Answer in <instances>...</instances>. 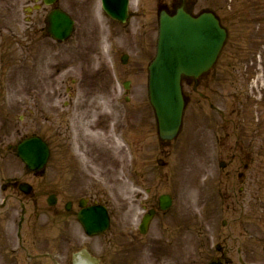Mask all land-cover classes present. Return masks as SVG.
Wrapping results in <instances>:
<instances>
[{
	"label": "rangeland",
	"instance_id": "374dc122",
	"mask_svg": "<svg viewBox=\"0 0 264 264\" xmlns=\"http://www.w3.org/2000/svg\"><path fill=\"white\" fill-rule=\"evenodd\" d=\"M35 1L0 0V206L6 203L3 209L0 208V215L8 212L11 218V222L0 223V226L12 231L14 237L10 239L14 240V246H18L15 233L23 217L21 228L23 233H27L25 236L39 234L41 238L39 242L36 236L37 241L29 254L34 252L42 257L53 252H49V247L52 244L51 233H55L56 264H71L67 258L69 253L83 247L99 256L105 251V260L118 264L115 261L118 256H122V261L129 260V256L122 253L121 244L130 243V233L126 230L129 224L134 227L142 216L141 204L147 198L146 189L151 188L154 193L169 192L175 198L176 207L167 217L172 224L179 213L180 219L176 222L180 228L175 234L177 243L174 253L166 256L161 252L154 254L155 250L148 249L146 242L137 240L139 248L145 251L136 254L135 264L200 263V256H197L201 251L199 248L206 244L208 247L205 249L211 248L208 243L214 239L223 242L233 217L226 211V193L219 194L220 190L217 193L220 187H217L215 178L219 161L226 159V119L218 118L211 107L225 101L230 80L220 73H234L230 68L247 70V73H237V85L249 79L251 90L264 91V5L258 19L257 11L248 7L244 0H212V5L231 31L230 46L224 51L218 69L220 76L212 81V87L200 88L199 95L190 91L188 86L185 88L190 101L184 130L178 141L168 145L158 139L155 116L148 99L147 73L144 71L147 61L155 54L156 30L152 32L153 40L149 45L145 41L147 32H140L134 55L126 66L120 64L123 81H131L126 98L125 91L114 82L107 67L108 59L100 58L102 51L98 37L92 38L91 43L77 40L59 45L45 34V18L50 8L35 11L27 22L26 8L33 7ZM207 1L210 0H202L203 3ZM60 2L58 7L64 10L79 7L77 0ZM94 30L98 33L101 29ZM253 35L263 40L251 41ZM145 46H149V50ZM137 60L141 64H136ZM141 69L144 73L139 72ZM214 85L222 89L218 91ZM88 106L103 115L99 116L101 122L97 125L100 132H89L87 139L81 122L92 119L91 110L85 111ZM73 118L77 121H71ZM89 126L96 130L91 123ZM78 130L80 133L77 134ZM124 130L135 143L136 159L132 161L128 149L119 141V132ZM32 136L44 138L52 150L43 174L28 172L15 152L8 149L10 144ZM79 139L84 140L86 151L91 148V139L105 144L103 152L101 148L98 152L103 156L100 165L92 167L86 163L88 154L86 158L80 156ZM159 159L165 160L164 167L157 164ZM261 168L260 171L264 172V167ZM17 179L33 184L42 207L45 206L34 221L29 208L26 212L21 210V202L13 196L15 193L11 189H2L4 184ZM133 182L140 186L135 187ZM53 192L58 195L56 209L62 216L57 218L55 229L49 226V211L52 213V209L46 202V196ZM261 192L264 193V175ZM83 197L110 210L113 227L103 239L104 247L101 239H87L80 225L62 214L70 200L74 201L76 212L78 201ZM10 206L16 209L11 212ZM121 233L128 234L122 237ZM239 240L247 242V238ZM258 246L260 249L262 244ZM242 249L244 253L245 247ZM22 253L25 254L24 251ZM245 253L249 262H257L261 256L257 248L251 251L250 258L249 251ZM26 259L24 255L23 261ZM51 260L31 259L23 264H52ZM132 263L129 260L125 264ZM202 264H205L203 259Z\"/></svg>",
	"mask_w": 264,
	"mask_h": 264
},
{
	"label": "flooded vegetation",
	"instance_id": "af4514ba",
	"mask_svg": "<svg viewBox=\"0 0 264 264\" xmlns=\"http://www.w3.org/2000/svg\"><path fill=\"white\" fill-rule=\"evenodd\" d=\"M156 1L159 7H164L169 11L186 8V6L190 3L192 4L191 8L193 9H196L199 6L197 0H147L144 4V8L146 9L147 7H151L152 5L149 4V2L152 3ZM85 3L88 7H94L96 6L97 1L85 0ZM131 18H134V16H131ZM146 26L152 28V22H147ZM229 101L231 105L227 110V156L230 157L229 161L231 164L229 167L228 175L233 176L237 173L236 163H239L238 160H240V158L246 159L243 162L249 163L251 157H259L264 154V114L263 112H260L256 118L252 117L250 119L248 107L244 103H240V94L238 93L236 94L235 92H232L229 96ZM248 163H245L246 168L249 167ZM237 175H241V171H239ZM242 177L247 184L248 176L244 175L243 173ZM254 178L255 175L252 176V179ZM252 182L254 181L252 180ZM230 188L231 187L228 186V199L231 198L230 194L232 193ZM229 203L230 202H228L227 204V211L229 212V214L234 216L236 215V212H238L240 206H238V203ZM152 207H154V205H152L150 208ZM52 217L54 223L59 216L57 214H54ZM244 217L245 216L238 218V220L231 226L226 245V254L228 258H230L231 254L236 250V243H238V240H235V233H240L242 236H244V233H246V230L248 228V225L245 223ZM128 226L129 229H127L126 231L129 230L130 234L128 235V237L130 243H127L128 241H126L122 243L121 246L123 247L124 252H128L130 254V257L132 258L130 260L133 262L132 264H135L136 261V248L138 246L140 247V244L137 243V240H143L144 242H146L147 245L145 246L150 250H166L167 247H175V233L180 228L179 225L171 228L168 224L166 215H163L161 213L157 215L155 221L151 224V227L146 235H141L139 233L137 225L136 229H132L131 224H129ZM6 233V230L0 229V264H22L21 259H23L24 256H20L19 251L23 249L22 246H24L25 240L28 241L30 248L35 245L37 241L36 236L39 237V242L41 240L39 234H37L36 236L34 234L33 237L30 235V237L26 238L27 233L24 232V234L22 228H19L15 233L18 247H15V243H13L14 240L10 239L11 237L13 239L14 236H8ZM121 234V236L124 237L128 233ZM52 237H55V234H53ZM53 241L55 243L56 239ZM126 246L129 249H127ZM261 247L264 248V241ZM54 249L55 246L53 245V250ZM238 251L241 252L242 249H238ZM105 258L106 254L104 251V253L100 256V259L103 263L107 262ZM119 259V257H116L115 259L118 264L122 263ZM34 260L37 259L34 258Z\"/></svg>",
	"mask_w": 264,
	"mask_h": 264
},
{
	"label": "bare ground",
	"instance_id": "6f19581e",
	"mask_svg": "<svg viewBox=\"0 0 264 264\" xmlns=\"http://www.w3.org/2000/svg\"><path fill=\"white\" fill-rule=\"evenodd\" d=\"M42 1L43 2H47L48 5L51 6L55 10V12H56V13H54L55 15L60 14L61 12H63V11L59 10L60 7H58V4H59V2L61 0H42ZM96 1L98 2V0H96ZM244 1H246L248 3V7H250L253 11H257L255 14H256V17L259 19L260 18L259 14L261 13V10H262L261 8L264 5V0H244ZM138 2H139V0H138ZM127 3H128L127 0H121L119 5H118V7L123 9V10H125L126 7H127ZM137 3H136V6L139 7V5ZM85 4H86L85 0H79L78 14L80 13V10H81L82 6H84ZM130 4L132 5V4H134V2L131 1ZM208 7L210 8V10L212 12H216V7H214L212 5V0H210ZM75 8H77V7L75 6ZM131 10H132L131 7L128 8L126 10L127 14H129L131 12ZM212 12H209V13L216 15L215 13H212ZM263 12H264V8H263ZM194 20H195V22L192 19H190L189 17H183L182 18V23L185 24L183 29L180 26L178 27L176 25L175 26L173 25L174 27H177V29L180 30L181 40H186L189 45L188 44L182 45L181 41L177 45V42H176L177 40L175 38H173L171 34H168L166 38L161 37L160 41H159L160 45H164L167 48H169L167 46L168 44H172L174 46L173 50L181 49L182 46L183 47L190 46L189 47V51L186 54L187 57L185 58V60H183L182 62H180L178 64L177 74L174 77L175 80H170L169 79L166 82V83L171 85V86L170 85H166V92H168V93L167 94H165L166 92L163 93V90H162L163 87H161L160 89L157 90V93L155 95V96H158L159 98L160 97H164V98L166 97L167 99H169V101H175V100L178 99L181 102V105L177 109V112H179L178 113V120H179L178 121V126H180V127L185 122L186 112H187L188 104H189V101H190L189 100L190 95L188 96V94L186 93V89L185 88L187 86H189L188 88L190 89V91L194 92L195 89H197V88H199L201 86L199 84V81H201L202 79H205V78H209V71L213 70V66L215 64L214 63L215 61H214V59L212 57V58H210L211 64L208 65V67H206V68L204 67L205 60L207 61V58L209 60V56H210V54L212 52V50H211L212 47L208 43L214 42L216 40V36H214V34L212 32H208V34H206V35L202 34V28H201L200 24L197 22V19L195 17H194ZM215 20L220 22L221 29L218 26H217V28L221 32H223V33L224 32H228V27L224 23V21L222 19V16L215 17ZM169 21H170V18L169 17H165L164 21H162V25H165L164 23H167V24H178L179 23V20L173 21L172 23H168ZM70 26H72V23L70 24ZM202 36H206L207 38H209L207 44H206V39H205L206 37H202ZM194 37H196V38L199 37V38L194 40ZM258 40L262 41L263 39L260 38V37L255 36V35H253L252 38H251V41H258ZM190 42H192V45L190 44ZM185 49H187V48H185ZM202 51H205V53L202 54ZM175 53H177V51H175L171 55V52L167 51V52H165L162 55V68L169 67L171 65V63H173L175 61V58L172 57ZM231 54H232V52H231ZM190 55H193V57H194L193 59L191 58V60L193 62L190 60ZM177 58H178V56H177ZM194 62H197L196 65H198V66L195 67L194 66L195 65ZM233 67H234V65H233ZM176 68H177V66H176ZM233 70H237V69H233ZM166 72H168V70H166ZM191 73H192V75H191ZM230 80H232V78ZM176 81H177V83L175 84ZM180 83H183L182 88H181ZM236 83H237V81H236ZM235 87H237V86H235ZM233 89H236V88H233ZM251 89L252 88L250 87L248 90H251ZM260 99H261L262 107L264 108V95H261ZM230 105H231L230 101L225 103V107L227 108L226 111L229 109ZM163 108H165V110H167L166 112L173 114V110L171 109L172 107H170V106L167 107L166 105H164ZM71 121H73V122L77 121V118H73V120H71ZM78 128H79V126H78ZM161 137H164V132L163 131L161 132ZM176 137H177L176 135L174 137H172L169 142H171V140H175ZM165 138H167V135H165ZM129 141L132 144V146L135 148V143L132 141L131 138H129ZM18 143H21V142H18ZM28 144L34 145V144H37V143L33 144V142H30ZM227 145H228L227 144V140H225L224 147H227ZM24 148H27V146L24 145ZM262 159L264 161V157ZM89 161L90 162H94L95 160L93 158H91V159H89ZM263 161H262V163H263ZM27 190H31V189H27ZM212 194L214 195L213 192H212ZM33 196L36 197V198L39 197L37 192L33 193ZM54 196H58V195L54 194L53 197ZM37 209L39 211H42L43 208H42V206H39ZM249 218L254 220V221H255V219H258V220H262L263 219L260 214H259V216L257 218L253 217V215H250ZM250 223H252L251 220H247L246 221V224L250 225ZM144 226L146 228L149 227L148 224H144ZM255 226H256V229H257L258 226L253 223L252 227L254 228ZM260 228H261L260 231L264 232V228L262 226ZM248 240L249 241L247 243V246L253 245V243H257V240H256L255 236L252 235V234L250 235ZM238 243H239V241H238ZM171 251H172V249L171 248L169 249V247H167L166 251H163V252L166 254V256L167 255L170 256L171 254L169 255V253H171ZM137 253H138V250H136V254ZM139 253H140V251H139ZM82 260H83V258H81V256L77 255L74 258V264H76V263L77 264H81ZM164 260H166V259H164ZM83 261H85V259ZM85 262H87L88 264H91L88 261H85Z\"/></svg>",
	"mask_w": 264,
	"mask_h": 264
},
{
	"label": "water",
	"instance_id": "95a60500",
	"mask_svg": "<svg viewBox=\"0 0 264 264\" xmlns=\"http://www.w3.org/2000/svg\"><path fill=\"white\" fill-rule=\"evenodd\" d=\"M174 26L172 25L171 27H165L164 38H166L168 34H172L173 32H176L175 35H172V37L177 40L176 42H177V45H178L180 43V41L182 42V40H181V38H179V33H178L179 29H177V27H174ZM211 29H213V33H215L214 35L216 36V40L214 42L208 43L212 47V49H211L212 52H211V54L209 56V60L207 58V61L205 60V62H204V67L205 68L208 67V65L211 63L210 58H212V57H213V59L215 58L216 53H218L219 50H220L221 42L223 41V34L217 28V24L216 23H213L212 26L210 25L208 29L204 30L202 28V34L206 35V34H208V32H212ZM202 37H206V36H202ZM197 38H199V37H197ZM197 38L194 37L195 40ZM205 39H206V44H207L209 38L206 37ZM190 44H192V42H190ZM169 49H167V51L171 52V55L175 51H177V53H175L172 56L173 58H175V61L173 63H171V65L169 67L162 68V58L160 59L159 65L157 66V71H160V73H156L155 79L153 78V80H152V97H153L152 99L156 103V105L160 106V107L159 106H157V107H159V109L162 112V116L160 118L162 120V129H163L164 135H168L169 134V136L170 135L173 136L175 134V132L177 131V128H178L177 126H178V121H179L178 120V113L179 112H177V109L181 105V102L177 98H176L177 100H175V101H169V99H167L166 97L165 98L164 97H160L159 98L158 96H155V95L157 93V90L160 89L161 87H163L162 88L163 93L166 92V85H170V84H168L166 82L169 79L170 80H175L174 77L177 74L178 64L180 62H182L183 60H185V58L187 57L186 54L188 53L189 50L185 49L183 46L181 47V49H177V50H173L171 48H169ZM204 53H205V51H202V54H204ZM177 56H178V58H177ZM191 58L192 59L194 58L193 55H190V60H191ZM197 62H194L195 63L194 66L195 67L198 66V65H196ZM176 66H177V68H176ZM163 70H168V72L163 73ZM176 83H177V81L175 82V84ZM167 93L168 92H166L165 94H167ZM164 105H166L167 107H169V106L172 107L171 109L173 110V114L166 112L167 110H165V108H163ZM167 129H169L168 132H167ZM85 219L87 220L86 217H85ZM89 219H93V218L89 217ZM95 222H97V218L96 219L94 218L93 221H90V220L87 221V224H88L87 227L90 229L91 232H97V231L100 230L98 228V226L94 224Z\"/></svg>",
	"mask_w": 264,
	"mask_h": 264
}]
</instances>
